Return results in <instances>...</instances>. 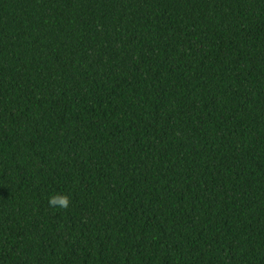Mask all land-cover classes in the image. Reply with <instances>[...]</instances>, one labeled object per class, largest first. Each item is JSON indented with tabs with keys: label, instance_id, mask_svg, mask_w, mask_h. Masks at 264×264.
Listing matches in <instances>:
<instances>
[{
	"label": "trees",
	"instance_id": "obj_1",
	"mask_svg": "<svg viewBox=\"0 0 264 264\" xmlns=\"http://www.w3.org/2000/svg\"><path fill=\"white\" fill-rule=\"evenodd\" d=\"M0 264H264V0H0Z\"/></svg>",
	"mask_w": 264,
	"mask_h": 264
},
{
	"label": "clouds",
	"instance_id": "obj_2",
	"mask_svg": "<svg viewBox=\"0 0 264 264\" xmlns=\"http://www.w3.org/2000/svg\"><path fill=\"white\" fill-rule=\"evenodd\" d=\"M52 203H53V204L59 203L60 205H62V206H64V207H66V206H67V203H68V201H67V199H66V198H63V199H60V200H58V201H56V200H53V201H52Z\"/></svg>",
	"mask_w": 264,
	"mask_h": 264
}]
</instances>
